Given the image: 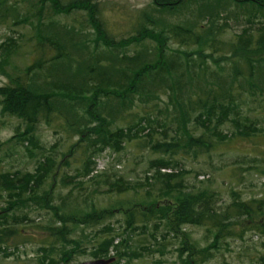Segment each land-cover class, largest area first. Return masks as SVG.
<instances>
[{"label":"trees","instance_id":"obj_1","mask_svg":"<svg viewBox=\"0 0 264 264\" xmlns=\"http://www.w3.org/2000/svg\"><path fill=\"white\" fill-rule=\"evenodd\" d=\"M192 1L197 2L196 13L187 9ZM153 8L161 13L183 10L184 20L161 27L156 18L141 10L133 17L129 34L115 39L106 29L99 2L0 0L1 23H6L9 13L12 27L29 29L28 35L7 37L0 45V75L7 80L0 87V116L23 124V130L17 127L3 145L26 144L30 156L32 148L43 152L35 131L39 124H46L61 130L69 140L77 139L62 158L78 157L73 178L86 180L78 186L88 184L121 195L158 185L161 199L173 203L162 216L164 220L168 216L170 228L203 227L223 239L235 238L232 228L249 223L252 231L264 236V202H243L233 196L222 210L214 192H185L182 174L172 172L179 166L178 153L196 159L231 138L249 140L264 135L242 111L244 98L264 99V0H153ZM61 17H70L69 25L61 23ZM231 22L242 29L226 38ZM78 26L92 30L94 40L88 51L75 57L73 40L84 30H76ZM148 41L154 43L152 49L141 46V52L122 54ZM146 49L157 50L156 57L144 55ZM133 143L148 149L151 181L130 185L121 178L111 181L101 174L91 176L102 153L119 154ZM55 160L53 154L41 155L33 173L0 174V246L20 238L10 227L32 222L23 214L32 207L29 204H48L38 196V185L48 175L56 177L64 166ZM161 170L168 173L161 174ZM73 178L65 177L62 182L70 186ZM54 208L52 219L56 221L39 227L46 235L41 248L50 264L57 251L59 262L69 264L73 257L71 252L65 257L66 246L78 245L70 236L76 229L99 225L100 217L95 212L89 216L65 212L69 209L65 199ZM150 216L132 205L126 226L148 222ZM95 243L93 257L105 258L113 239ZM211 250L193 252L186 264L206 262ZM114 260L112 264L119 259Z\"/></svg>","mask_w":264,"mask_h":264},{"label":"rangeland","instance_id":"obj_2","mask_svg":"<svg viewBox=\"0 0 264 264\" xmlns=\"http://www.w3.org/2000/svg\"><path fill=\"white\" fill-rule=\"evenodd\" d=\"M93 1L99 2L103 7V16L107 21L106 29L115 39L129 34L134 22L133 17L141 10L156 18L161 27L163 23L170 25L184 20L182 18L183 10L177 13H161L153 8V0ZM197 7V2L192 1L187 9L196 13ZM20 15L22 17L21 11ZM11 17L12 15L8 13L6 23L3 24L0 21V45L7 37L17 38L19 35L29 34L27 26L25 28L12 27L10 25ZM69 20L70 17L59 19L61 23L68 25ZM81 29L84 30L76 33L73 40L77 44L75 57L79 52L84 54L88 51V47L91 48L94 40L92 30L83 26L76 27V30ZM241 29V25L231 22V29L227 30L225 37L230 38L232 35L238 34ZM141 46L152 49L155 45L150 41L143 45L140 43L131 46L122 54L141 52ZM100 51H104V49ZM148 51L146 49L142 53L153 58L158 53L155 49ZM226 70L225 66L224 74H226ZM6 83L7 80L0 75V87ZM263 100L254 101L244 98L242 104L243 114L254 119L256 127L262 131H264ZM1 122L4 123L1 124ZM17 127L21 131L23 130V124L17 119L0 116V174L33 173L41 155L53 154L57 162L63 161L61 164L64 166L59 169L56 177L48 175L45 183L38 185V187L40 186L38 196L43 197L45 201H48V204L44 206L40 201H37L34 206L29 204L32 207L24 210L23 214L25 213L32 222L10 227L16 229L20 238L0 246V264H50V260L45 259L43 254L45 249L41 248L42 244H45L41 241L46 235H42L39 227L56 221L52 219V209L55 210L54 206H58L62 199H65L67 208H69L65 212L77 215L86 214L87 216L95 212L100 217L99 225L92 228L76 229L70 236L72 240L78 242V245L75 248L66 246L65 257L69 252L73 257L69 264L111 258L119 259L116 264H186L188 260L191 261L189 256L193 252L209 248L212 249L210 259L201 264H264V236L252 231L249 228V223L232 228L235 238L223 239H216L215 233L209 232L203 227L170 228L168 216L165 220L162 219V216L163 211L168 213L167 210L169 206H173V203L161 199L158 185H153L150 188L145 187L138 193L129 191L121 195L110 194L103 188L95 189L88 184L78 186L79 182L86 181L73 178L76 176L78 157L62 158L63 155H66L69 146L77 141L76 138L69 140L61 130L51 128L43 123L39 124L35 131V138L37 144L44 150L37 152V148H32L33 155L30 156L26 152V144L24 146L14 143L3 145L14 135ZM135 145L136 143L126 145L119 154L102 153L95 160V171L91 176L101 174L102 177L111 181L121 178L130 185L145 184V182L151 181L153 172L148 169V160L151 158L148 149L138 148ZM175 158L179 161V166L172 172L177 176L182 174L181 179H183L185 192H214L219 209L224 210L233 201V196L243 202L251 200L264 202V135L249 140L231 138L216 151L196 159L181 153H178ZM66 161L68 164L65 166ZM160 172L161 174L168 173L162 170ZM65 177L73 178L75 182L70 186H65L62 182ZM74 185L75 187H73ZM132 205H135L140 213L147 215L150 213V220L141 223L137 221V226L127 227L125 218ZM0 206H2L1 203ZM162 207L165 208L162 209ZM17 220H20V216L17 217ZM255 222L259 223L260 221L256 219ZM111 239H113V243L108 246L106 257L95 259L92 242L104 240L107 242ZM59 253L57 251L51 257L54 264H67L59 262ZM61 259L63 258L61 257ZM190 264L194 263L190 262Z\"/></svg>","mask_w":264,"mask_h":264},{"label":"water","instance_id":"obj_3","mask_svg":"<svg viewBox=\"0 0 264 264\" xmlns=\"http://www.w3.org/2000/svg\"><path fill=\"white\" fill-rule=\"evenodd\" d=\"M113 262H114V259L111 258V259H107V260H103V259L94 260L91 262H86V263H81V264H112Z\"/></svg>","mask_w":264,"mask_h":264}]
</instances>
